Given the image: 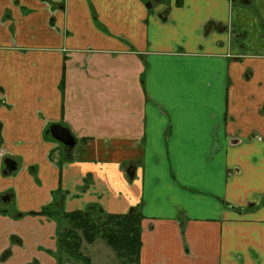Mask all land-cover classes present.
Masks as SVG:
<instances>
[{
    "label": "crops",
    "instance_id": "1",
    "mask_svg": "<svg viewBox=\"0 0 264 264\" xmlns=\"http://www.w3.org/2000/svg\"><path fill=\"white\" fill-rule=\"evenodd\" d=\"M1 195L6 264H56L50 205L135 209L139 264H264V0H0Z\"/></svg>",
    "mask_w": 264,
    "mask_h": 264
},
{
    "label": "trees",
    "instance_id": "2",
    "mask_svg": "<svg viewBox=\"0 0 264 264\" xmlns=\"http://www.w3.org/2000/svg\"><path fill=\"white\" fill-rule=\"evenodd\" d=\"M39 214H55L42 209ZM35 214V213H33ZM64 224L58 234L57 264H89L81 252L82 241L93 243L101 238L112 249L118 264H139L143 217L135 210L125 214H107L100 219L89 211H57Z\"/></svg>",
    "mask_w": 264,
    "mask_h": 264
},
{
    "label": "rangeland",
    "instance_id": "3",
    "mask_svg": "<svg viewBox=\"0 0 264 264\" xmlns=\"http://www.w3.org/2000/svg\"><path fill=\"white\" fill-rule=\"evenodd\" d=\"M151 1V4H156L155 0H149V3ZM167 0H160V2L163 4ZM251 35L256 34L257 31L253 27L250 28ZM257 43H260V39L256 38ZM1 206H4L0 204ZM48 211H52L55 214H50L47 215L50 218H53V220L56 221V234L54 236V241H55V251H54V256L56 258V264H57V244H58V234L60 230L63 228L64 224L58 220V217L56 216L57 211H60V208H54L52 205L44 207ZM93 215V213H91ZM94 216V215H93ZM95 217V216H94ZM100 219V218H99ZM81 252L83 255L89 257L91 259V264H118V260L115 257L114 252L112 249L105 243V241L101 238H97L93 243H87L85 241H82L81 244Z\"/></svg>",
    "mask_w": 264,
    "mask_h": 264
},
{
    "label": "water",
    "instance_id": "4",
    "mask_svg": "<svg viewBox=\"0 0 264 264\" xmlns=\"http://www.w3.org/2000/svg\"><path fill=\"white\" fill-rule=\"evenodd\" d=\"M49 133L53 139L56 141L60 142L64 146L68 148H72L74 146V138L69 132V130L62 125L54 124L49 127ZM5 164V173L8 174L11 171H13L16 167L14 164V161L11 159H6L4 161ZM129 176H132L133 170L131 168L128 169L127 171Z\"/></svg>",
    "mask_w": 264,
    "mask_h": 264
},
{
    "label": "flooded vegetation",
    "instance_id": "5",
    "mask_svg": "<svg viewBox=\"0 0 264 264\" xmlns=\"http://www.w3.org/2000/svg\"><path fill=\"white\" fill-rule=\"evenodd\" d=\"M155 3L156 4H158V3H161L160 2V0H155ZM149 5H150V3H149ZM6 160V159H5ZM4 160V161H5ZM5 165V164H4ZM4 171H5V169H4ZM1 201H3L4 203L6 202V203H8V202H10V198H9V196L8 195H1L0 196V202ZM6 205V204H5ZM6 210L7 209H5V211L4 210H1V213L2 214H7L8 215V211L6 212ZM31 214H33V213H31ZM10 242L11 243H13V242H19L18 241V239L15 237V236H13V235H11L10 236ZM11 252H12V250H11V248H7V249H5L3 252H2V254L0 255V264H6V262H7V259L10 257V255H11ZM25 264H31V263H28V262H26ZM90 264V263H89Z\"/></svg>",
    "mask_w": 264,
    "mask_h": 264
}]
</instances>
